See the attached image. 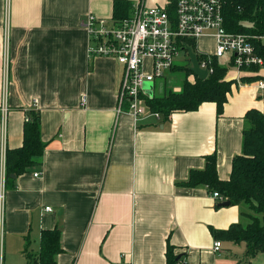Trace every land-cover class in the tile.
Segmentation results:
<instances>
[{"label": "crops", "instance_id": "1", "mask_svg": "<svg viewBox=\"0 0 264 264\" xmlns=\"http://www.w3.org/2000/svg\"><path fill=\"white\" fill-rule=\"evenodd\" d=\"M115 2L174 0H0V141L5 122L7 149L21 147L35 110L46 144L39 164L4 187L3 264L6 253L27 264L25 250L38 255L42 232L55 228L63 250L57 264H167L169 245L186 264H251L261 254L247 260L245 243L212 233L248 224L251 208L222 206L227 199L208 186L183 183L214 153L219 179H230L247 112L264 113V66L229 70L234 82L252 81L234 83L221 116L213 102L167 121L151 112L135 120L127 105L118 113L123 67L89 58L82 26L91 14L111 24Z\"/></svg>", "mask_w": 264, "mask_h": 264}, {"label": "trees", "instance_id": "2", "mask_svg": "<svg viewBox=\"0 0 264 264\" xmlns=\"http://www.w3.org/2000/svg\"><path fill=\"white\" fill-rule=\"evenodd\" d=\"M222 3L225 28L228 32L264 36V0H222ZM132 6L131 2H115L114 20L127 18ZM174 9L173 4L169 6L172 15ZM252 43L257 54L264 59L263 44L259 40H253ZM186 45L196 53L195 42H186ZM202 57L199 56V59ZM231 65L232 63H226L224 66L220 64V58H214V73L206 80L194 77L192 82L188 81V77L193 75L190 63L176 66L173 71L186 75L180 85L181 92L167 90L166 86L160 94L155 93L153 98L147 101L149 110L159 113L163 120L167 121L176 112L196 111L203 103L213 102L217 104L218 116H221L233 85L232 81L225 80ZM260 68L252 66L244 69L257 72ZM261 99L264 101V94ZM245 119L242 153L233 160L230 179H219L217 155L214 153L206 157L205 169L191 171L189 179L183 184L190 188L208 186L212 192H219L231 205H249L252 215L248 216V224H234L228 230H212V233L217 240L245 243L246 259L250 260L264 253V113L252 109L247 112ZM45 147L46 144L41 138L40 113L31 110L24 123L22 146L7 149L6 189L11 183H15L17 177L39 164ZM60 239L59 228L44 230L39 254L34 256L28 252V248L25 250L27 264H57L56 256L63 251ZM166 257L167 264H186L182 258L178 259V256L174 255L170 245Z\"/></svg>", "mask_w": 264, "mask_h": 264}, {"label": "built area", "instance_id": "3", "mask_svg": "<svg viewBox=\"0 0 264 264\" xmlns=\"http://www.w3.org/2000/svg\"><path fill=\"white\" fill-rule=\"evenodd\" d=\"M175 6L174 14L169 6ZM88 34V57L113 58L123 67L122 78L118 90V113L127 105L128 113L135 120L151 112L147 101L155 94L157 81L166 79L178 65L181 53L192 66L186 42H195L196 56L202 70L208 76L214 73V58H226L230 69L238 71L252 66H264V59L257 54L253 40H259L264 46V36H250L243 33H231L225 28L222 0H174L167 6L147 7L138 2L132 7L129 16L121 21L106 20L88 15L82 21ZM203 38H211L215 42V50L205 53L198 45ZM199 56H203L199 59ZM5 92L8 78V59L6 58ZM194 77H196L193 74ZM153 84V89H146ZM264 92V81L259 82ZM152 93V94H151ZM82 105H86L83 96ZM3 118L6 117V106H3ZM160 118L159 113H153ZM0 141V264H2L1 241L4 231V187L6 183L7 134ZM38 176V173L35 174ZM214 198H222L219 192H213ZM46 212L52 208L46 207ZM221 242L216 241L214 251L221 250Z\"/></svg>", "mask_w": 264, "mask_h": 264}, {"label": "rangeland", "instance_id": "4", "mask_svg": "<svg viewBox=\"0 0 264 264\" xmlns=\"http://www.w3.org/2000/svg\"><path fill=\"white\" fill-rule=\"evenodd\" d=\"M199 44H200L201 49L205 53H212L215 50V42L212 39H205V40H202L201 39L199 41ZM186 63H188V62L186 61L185 54L184 53H181L180 56H179V58L177 59V64L180 66V65H185ZM226 63L227 62H226L225 59H220V64H222V65L225 66ZM235 71H236V69H234V68L231 69V72L234 73ZM228 72L226 74V79L225 80L226 81L227 80L228 81H232L233 82V85H234V83H236V84L238 83L239 84V83H247L249 81L250 82L252 81V80H245L243 82L242 81H236V82H234L233 80H230L229 79L230 77L228 76V74H229ZM185 78H186V75L184 73H180V72L173 71L164 81H161L160 80V81H157L156 82V85H155L156 93L157 94H160L162 92V90L166 86H167V90L168 89H172L174 92H181L180 85H182V83H183V81H184ZM188 81L189 82L194 81V76L191 75L190 77H188ZM145 88L148 89V85ZM231 89H232V87H231ZM247 206H249V205H247ZM3 257H4V254L2 255V264H3V260H4ZM5 263L6 264H26L25 263V260L23 259L22 256H20V255H12V254H9V253L8 254L6 253V262ZM251 264H264V254H261Z\"/></svg>", "mask_w": 264, "mask_h": 264}, {"label": "water", "instance_id": "5", "mask_svg": "<svg viewBox=\"0 0 264 264\" xmlns=\"http://www.w3.org/2000/svg\"><path fill=\"white\" fill-rule=\"evenodd\" d=\"M188 53L190 56L191 64L192 66L190 67L191 72L200 80H206L208 78V71L207 70H202L199 66L198 59L196 54L189 48ZM149 89H153L154 85L153 84H147ZM146 85V86H147ZM150 86V87H149ZM152 94V93H151ZM15 178V176H12ZM222 206H229L230 202L227 201L225 203L221 204ZM180 259V257H178Z\"/></svg>", "mask_w": 264, "mask_h": 264}]
</instances>
